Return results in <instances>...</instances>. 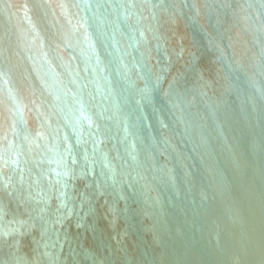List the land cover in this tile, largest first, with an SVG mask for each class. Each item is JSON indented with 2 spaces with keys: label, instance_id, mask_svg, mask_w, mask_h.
I'll list each match as a JSON object with an SVG mask.
<instances>
[{
  "label": "bare ground",
  "instance_id": "1",
  "mask_svg": "<svg viewBox=\"0 0 264 264\" xmlns=\"http://www.w3.org/2000/svg\"><path fill=\"white\" fill-rule=\"evenodd\" d=\"M263 16L0 0V264H264Z\"/></svg>",
  "mask_w": 264,
  "mask_h": 264
},
{
  "label": "water",
  "instance_id": "2",
  "mask_svg": "<svg viewBox=\"0 0 264 264\" xmlns=\"http://www.w3.org/2000/svg\"><path fill=\"white\" fill-rule=\"evenodd\" d=\"M258 11L260 12L259 13L260 17H262L261 16L262 11H261L260 7H259ZM191 21H192V25L191 24L189 25V29H190V31L192 33V28L191 27L195 28L194 32L192 33L194 35V37H195L196 32H198V33L200 31L202 33L204 32V29L202 28V25L197 21V19H196V21L191 19ZM130 47H131L132 53L137 52V48H136L135 44L130 45ZM146 82H147V85H148V89L150 90V92H149V94H148V96L146 98V103H147L148 107L150 108V110L147 112L146 116L148 118H150V117H155L156 116V109L154 107L162 103V95H161V90L159 89V86L158 87L157 86L153 87L152 84L149 83V81H146ZM146 126L147 125L144 122H141V123L138 122L137 123V127H138L139 131L137 132V134H141L142 132L145 133L146 132L145 131V127ZM137 141H139L138 138H137ZM135 235L138 237L137 234H135Z\"/></svg>",
  "mask_w": 264,
  "mask_h": 264
}]
</instances>
